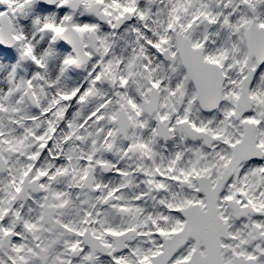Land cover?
<instances>
[{
    "label": "snow or ice",
    "instance_id": "6c2138e0",
    "mask_svg": "<svg viewBox=\"0 0 264 264\" xmlns=\"http://www.w3.org/2000/svg\"><path fill=\"white\" fill-rule=\"evenodd\" d=\"M0 264H264V0H0Z\"/></svg>",
    "mask_w": 264,
    "mask_h": 264
}]
</instances>
